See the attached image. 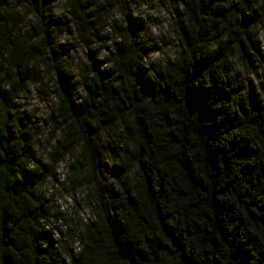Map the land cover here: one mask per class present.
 I'll return each mask as SVG.
<instances>
[{"label":"trees","instance_id":"1","mask_svg":"<svg viewBox=\"0 0 264 264\" xmlns=\"http://www.w3.org/2000/svg\"><path fill=\"white\" fill-rule=\"evenodd\" d=\"M60 1L76 19L54 16ZM108 1L99 0L116 2ZM159 1L179 15L170 23L178 50L162 66H148L144 46L132 52L122 41L106 46L109 68L90 50L82 80L72 81L66 61L54 64L56 106L45 123L61 132L56 151L80 143L71 175L90 184L84 166L96 172L95 155L104 163L93 146L101 124L117 121L121 158L65 256L40 191L48 166L10 111L31 63L50 68L53 32L87 29L88 42L103 36L97 8L88 11L83 0H0V54L15 64L18 82L0 84V264H264V51L255 31L264 0L240 18L231 0ZM19 18L28 23L25 35ZM126 22L119 36L136 30L133 17ZM236 64L261 79L243 81Z\"/></svg>","mask_w":264,"mask_h":264},{"label":"rangeland","instance_id":"2","mask_svg":"<svg viewBox=\"0 0 264 264\" xmlns=\"http://www.w3.org/2000/svg\"><path fill=\"white\" fill-rule=\"evenodd\" d=\"M110 1V0H109ZM108 1V2H109ZM259 0H231L233 15L240 18L243 10H249L251 5H257ZM84 8L88 11L97 8L96 22L102 29V37L96 41H86V35L90 36L89 30L75 31L68 33L67 30L53 32L50 55L54 58L47 72L43 71L42 62L37 66L31 63L34 69L24 81L15 84L16 76L14 63L9 64L5 57L0 54V84L3 88H10L14 82V99L11 107V117H14L20 128L33 139L32 149L41 164L48 166V175L40 184L41 194L49 201L56 216L52 218L54 236L61 240L58 243L61 253L65 256L77 248L75 229L86 222L91 216V209L95 202L94 197H105V187L114 182L110 168L113 164H120V143L115 134L117 121L111 125L98 127L96 136L93 139V146L97 153L105 157L104 163L94 156V164H98L96 172L89 174L84 166L86 176L91 179L90 184L84 183L80 178H74L69 170V165L80 158V143L73 144L68 149H54L61 137V132H51V124L45 123L50 113L55 112L57 97L54 93L55 75L52 74L55 62L66 61L71 69L72 81L82 80V74L88 71L91 63L90 50L97 53L98 61H103L106 68L112 65L109 59V48L114 47L120 41L131 46L132 52H138L141 46L146 48V63L148 66H162L166 59L172 58L178 50V42L170 23L174 24L179 16L174 12V6L160 4L159 0H116V2L101 5L99 0H83ZM100 6V8H98ZM70 3L60 1L52 9L54 16L65 14V17L76 19L78 16ZM183 11V7H179ZM133 17L136 23V30L130 27L125 31L126 37L119 36L120 30L128 24L126 17ZM183 18V16L181 15ZM79 20H86L80 17ZM16 26L23 28L22 35H25L28 23L21 18L16 20ZM88 25H90L88 23ZM91 26V25H90ZM114 26V28H113ZM258 39L264 51V15L262 21L255 27ZM138 32V35L137 33ZM91 37V36H90ZM135 41V42H134ZM60 44L67 47L65 52L61 50ZM51 57V59H52ZM129 61V60H127ZM237 73L245 82H257L261 79L258 75L247 71L242 65L236 64ZM41 77L42 81L33 80ZM17 82V81H16ZM18 83V82H17ZM81 93V88L77 90ZM2 112V110H0ZM120 121V120H118ZM83 122V121H82ZM17 130V127H14ZM22 129V130H21ZM17 133V131H16ZM117 142V143H116ZM119 143V144H118ZM96 153V154H97ZM94 155V154H93ZM91 161V160H90ZM93 166L92 162L91 165ZM88 171V172H87ZM129 175V174H128ZM127 183V181H125ZM95 194V195H93Z\"/></svg>","mask_w":264,"mask_h":264}]
</instances>
